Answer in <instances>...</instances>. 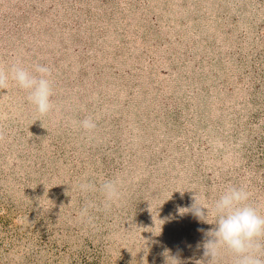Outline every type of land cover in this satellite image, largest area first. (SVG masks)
Here are the masks:
<instances>
[{"label":"rangeland","instance_id":"obj_1","mask_svg":"<svg viewBox=\"0 0 264 264\" xmlns=\"http://www.w3.org/2000/svg\"><path fill=\"white\" fill-rule=\"evenodd\" d=\"M13 64L51 68L54 107L0 88V264H196L194 195L245 187L264 214V0H0Z\"/></svg>","mask_w":264,"mask_h":264},{"label":"clouds","instance_id":"obj_2","mask_svg":"<svg viewBox=\"0 0 264 264\" xmlns=\"http://www.w3.org/2000/svg\"><path fill=\"white\" fill-rule=\"evenodd\" d=\"M51 74V68L45 65H35L32 72L19 64H13L7 73L0 69V88L6 87L10 78L20 89L27 91V100L35 110L46 115L54 107L51 100ZM79 124L88 132L96 128L91 117L83 119ZM121 183L119 179L105 180L100 185L105 208L121 200ZM76 187L81 193L95 190V186L87 182L78 183ZM249 199L250 193L245 187L228 186L210 205L199 203L194 195V203L190 207H178L180 215L191 213L205 222L209 214L215 218L213 228L207 231L198 229L205 233V240L202 244L203 258L196 264H220L226 252L232 254V264H264V214H261L258 207L248 203ZM93 206L89 204L83 208L81 216H86L88 207ZM162 255L165 264H183L178 255H173L168 249Z\"/></svg>","mask_w":264,"mask_h":264}]
</instances>
